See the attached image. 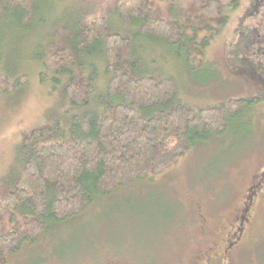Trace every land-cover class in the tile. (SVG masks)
Returning <instances> with one entry per match:
<instances>
[{"label": "rangeland", "instance_id": "1", "mask_svg": "<svg viewBox=\"0 0 264 264\" xmlns=\"http://www.w3.org/2000/svg\"><path fill=\"white\" fill-rule=\"evenodd\" d=\"M123 1L37 0L29 27L3 28L0 72L10 79L24 75L27 82L0 96V190L11 189L23 137L51 120L67 128L83 111L73 107L55 76H40L36 58L50 34L101 17L114 32L136 33L116 14ZM159 1L167 17L186 2ZM231 1L220 0L228 19L201 69L190 71L184 56L167 45L136 43L145 47L144 71L170 76L180 101L195 112L231 98L264 97V0H242L235 9ZM254 115L251 124L248 118L240 122L244 130L234 125L161 174L97 195L86 210L25 243L6 264H264V106ZM248 202L242 241L225 252Z\"/></svg>", "mask_w": 264, "mask_h": 264}, {"label": "trees", "instance_id": "2", "mask_svg": "<svg viewBox=\"0 0 264 264\" xmlns=\"http://www.w3.org/2000/svg\"><path fill=\"white\" fill-rule=\"evenodd\" d=\"M38 10L37 0H0V40L7 24L29 27ZM223 12L220 0H186L171 18L159 0H126L116 14L136 33L112 31L105 17L52 31L36 58L40 76H55L83 111L67 128L51 120L23 137L11 189L0 190V264L78 216L97 195L159 175L196 146L234 125L244 130L240 122L247 118L251 124L264 97L231 98L195 112L180 101L170 76L144 71L145 47L136 46L138 40L167 45L196 71L227 22ZM12 79L0 72V96L27 82L24 75Z\"/></svg>", "mask_w": 264, "mask_h": 264}, {"label": "flooded vegetation", "instance_id": "3", "mask_svg": "<svg viewBox=\"0 0 264 264\" xmlns=\"http://www.w3.org/2000/svg\"><path fill=\"white\" fill-rule=\"evenodd\" d=\"M243 203L245 204V202L243 201ZM249 202L247 205L243 206L242 210L240 211V213L238 214V217L235 219L236 223L233 230H232V234L229 235V239L227 240V244L225 247V252L228 251L229 249H234L236 248L237 245L240 244V242L242 241V237L244 235V231H245V224L249 222L248 217L246 216L248 208H249ZM232 228V225H231Z\"/></svg>", "mask_w": 264, "mask_h": 264}]
</instances>
